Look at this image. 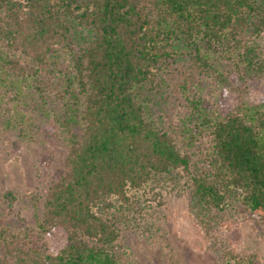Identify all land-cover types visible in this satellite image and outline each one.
<instances>
[{"label": "trees", "instance_id": "1", "mask_svg": "<svg viewBox=\"0 0 264 264\" xmlns=\"http://www.w3.org/2000/svg\"><path fill=\"white\" fill-rule=\"evenodd\" d=\"M263 77L264 0H0V139L31 147L50 129L65 146L43 194L8 165L0 213H41L0 224V264H130L125 235L150 230L169 189L207 235L230 211L264 224V101L246 100ZM220 245L214 264H263Z\"/></svg>", "mask_w": 264, "mask_h": 264}, {"label": "rangeland", "instance_id": "2", "mask_svg": "<svg viewBox=\"0 0 264 264\" xmlns=\"http://www.w3.org/2000/svg\"><path fill=\"white\" fill-rule=\"evenodd\" d=\"M248 88L249 103L264 101V77L250 80ZM235 101L234 97L222 94V114ZM7 140L0 139V194L6 186L8 165L15 161L23 171L29 196L43 194L62 172L64 144L50 129L43 132L42 142L31 147ZM163 201L162 205L158 201L152 203L153 223L149 231L130 230L125 235L130 264H189L192 253L196 255V264H214V252H218L221 243L232 244L238 250L259 252L264 264V224L243 218V212L230 211L217 220L213 232L207 235L189 210L186 194L169 189L164 191ZM40 213L31 200H22L13 208L1 211L0 224L14 228L37 227ZM45 242L49 252L56 255L67 245V235L63 229L55 228L46 235Z\"/></svg>", "mask_w": 264, "mask_h": 264}]
</instances>
